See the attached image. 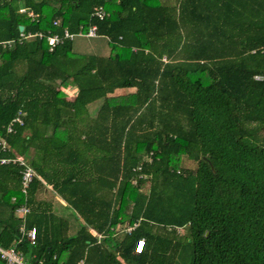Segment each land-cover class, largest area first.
I'll use <instances>...</instances> for the list:
<instances>
[{"label": "trees", "instance_id": "trees-1", "mask_svg": "<svg viewBox=\"0 0 264 264\" xmlns=\"http://www.w3.org/2000/svg\"><path fill=\"white\" fill-rule=\"evenodd\" d=\"M92 26L110 54L76 52V37L50 50L49 34ZM263 131L264 0H0V158L44 179L25 195L21 166L0 163V246L30 264H76L90 228L109 264H264ZM47 185L85 220L76 235ZM125 221L139 223L115 236Z\"/></svg>", "mask_w": 264, "mask_h": 264}, {"label": "built area", "instance_id": "built-area-1", "mask_svg": "<svg viewBox=\"0 0 264 264\" xmlns=\"http://www.w3.org/2000/svg\"><path fill=\"white\" fill-rule=\"evenodd\" d=\"M22 11H24V9H22ZM106 15H107V12L105 11L103 7L99 6V7L94 8V11H93L94 17L103 19ZM55 24H58V21H56ZM43 35L44 34L42 32H39L35 34H30L26 37L27 38H30L33 36L43 37ZM80 35L87 36V37H95L97 35V27L92 26L87 32L80 31L79 33H72L68 29H65L62 35L49 34L47 36V40L50 46V50H53L54 47L63 43L64 41L73 40L75 37L80 36ZM21 114L22 113L19 112V114L14 119H12L10 123L6 126L7 131L9 133L14 131L15 123L23 124V118ZM9 148L10 146H9L8 141L3 136L0 135V149L2 151H7L9 150ZM151 155L152 153L148 155V159L150 160L152 159ZM0 163L5 164V165L17 164L21 166L20 175H21V181H22V193L25 195H27L28 189L32 181L34 180V178L41 179V176L37 173L35 168L24 157H21V156L2 157L0 158ZM12 200L15 201L16 198L13 197ZM29 211L30 209L26 204H23L16 209L18 216L22 218L23 220H25V216L29 213ZM137 225L138 224L125 225L124 227H119V230L131 233L136 228ZM20 232L22 233V235H27L31 243L33 244L35 243L36 238H37V230L35 227L26 230L25 225L23 224L20 228ZM144 247H145V239L141 238L136 242L135 253H142L144 250ZM0 255H1V258L6 261V264H28L26 262L24 255L21 252H19L14 246H11L9 248H4L0 246ZM76 264H87V263L84 259H81Z\"/></svg>", "mask_w": 264, "mask_h": 264}, {"label": "rangeland", "instance_id": "rangeland-1", "mask_svg": "<svg viewBox=\"0 0 264 264\" xmlns=\"http://www.w3.org/2000/svg\"><path fill=\"white\" fill-rule=\"evenodd\" d=\"M73 46L76 52H94V53L103 55L106 50V53L108 54L109 52L110 54V47L108 44V39L105 36H98V37L90 38V37L80 35L75 38ZM66 86H63V89L67 91L69 97L73 98L76 93V88L74 89L73 86H69V84ZM120 92L122 91H119L118 93ZM101 104H102V100H98L97 102L92 104L91 110H92V113L94 112L93 113L94 115L100 108ZM261 137L264 138V131L261 133ZM190 164L194 166V164L192 163ZM72 212L76 218H79V215H77L74 212V210ZM187 232H188L187 227L179 229V233L181 235H186ZM101 241L102 239H97L96 244L88 245L82 252H80V250L75 251L74 256L79 259L80 258L84 259L87 262V264H109L108 255L110 252H112V250L102 245ZM190 252H191L190 249L186 248V250L183 251V254L187 257L188 255H190ZM187 262H188V259L185 260L183 264H187Z\"/></svg>", "mask_w": 264, "mask_h": 264}, {"label": "crops", "instance_id": "crops-1", "mask_svg": "<svg viewBox=\"0 0 264 264\" xmlns=\"http://www.w3.org/2000/svg\"><path fill=\"white\" fill-rule=\"evenodd\" d=\"M107 38V37H106ZM98 51V50H97ZM105 55H108L106 53V50H105ZM92 106V105H91ZM90 106V108H91ZM81 140L78 139L77 144H80ZM146 159H148V155H146L145 157ZM55 163H57V160L55 161ZM41 181L44 182V179H40ZM136 183V182H134ZM48 188H46V190L41 194V198L43 199H47L48 201H50L52 203V208H53V211L60 215V216H63L65 218L68 219L69 221V224H70V235H76L78 233V231L81 229V227L85 224V220L79 216V218H76L74 215H73V212L71 211L72 209L68 206V203L49 185H47ZM71 209V210H70ZM16 215L18 218H20L17 214V212L15 211ZM22 219V218H21ZM23 220V219H22ZM24 221V220H23ZM139 221L135 224H138ZM129 221H125V222H120L119 224L116 225V227L113 229V232H114V235L115 236H119V234H130L128 232H125V231H120L119 230V227H124L125 225H129ZM131 225V224H130ZM90 232L97 238V239H104V237L106 236L104 233H100L98 231H96L95 229H92L90 228ZM26 259V257H25ZM82 259V258H81ZM79 259V260H81ZM78 260V261H79ZM77 261V262H78ZM26 262L28 264L29 261L26 259ZM76 262V263H77ZM87 263V262H86Z\"/></svg>", "mask_w": 264, "mask_h": 264}, {"label": "water", "instance_id": "water-1", "mask_svg": "<svg viewBox=\"0 0 264 264\" xmlns=\"http://www.w3.org/2000/svg\"><path fill=\"white\" fill-rule=\"evenodd\" d=\"M20 29L23 31L24 27H23V26H21V27H20Z\"/></svg>", "mask_w": 264, "mask_h": 264}]
</instances>
